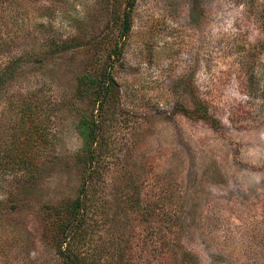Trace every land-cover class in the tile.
Returning a JSON list of instances; mask_svg holds the SVG:
<instances>
[{
  "label": "rangeland",
  "instance_id": "rangeland-1",
  "mask_svg": "<svg viewBox=\"0 0 264 264\" xmlns=\"http://www.w3.org/2000/svg\"><path fill=\"white\" fill-rule=\"evenodd\" d=\"M125 3L0 0V264H63L78 195L92 264H264V0H135L120 38Z\"/></svg>",
  "mask_w": 264,
  "mask_h": 264
},
{
  "label": "trees",
  "instance_id": "trees-1",
  "mask_svg": "<svg viewBox=\"0 0 264 264\" xmlns=\"http://www.w3.org/2000/svg\"><path fill=\"white\" fill-rule=\"evenodd\" d=\"M135 0H126L125 9L122 13L121 18V29L119 33V37L123 38L127 35L131 27V19H130V11L134 4ZM109 54L108 64H111V54L116 53V51H120L122 48L117 43L114 45ZM83 84L80 87V90H89L91 87L94 88L96 92V100H98L99 96L102 95L104 98L111 86L114 85L113 77L110 75L108 68L102 72L98 79H94L93 83L90 81L85 82L80 79ZM102 101L100 102V104ZM179 113L189 116L191 118L192 112H196L197 109L189 108L181 106L177 110ZM198 112V111H197ZM198 117L204 120H210L207 115V108L203 106L202 113L198 112ZM79 133L84 139L83 150L88 151L89 158L83 160L82 162H88L87 165L91 163L93 148L91 147L93 140L95 139L96 132V122L93 118L82 117L80 119ZM87 153V154H88ZM49 208L53 211L54 219L56 223L57 235H55L56 239V248L58 250V254L62 259L63 264H92L90 260L84 256L83 252H81L77 246V243L80 242L83 238V234L85 228L82 227V221L80 219V213L82 210V197L78 195L76 198L66 201L62 204L49 206ZM63 243L66 244L65 247H62ZM168 243V244H167ZM167 253L171 255L174 252V245L171 242L167 241ZM161 264H168L167 259L162 260Z\"/></svg>",
  "mask_w": 264,
  "mask_h": 264
}]
</instances>
